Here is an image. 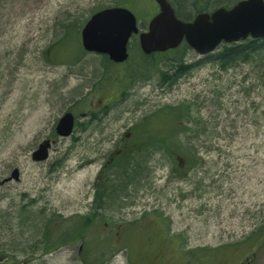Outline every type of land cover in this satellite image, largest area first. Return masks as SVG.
<instances>
[{"label":"rangeland","instance_id":"obj_1","mask_svg":"<svg viewBox=\"0 0 264 264\" xmlns=\"http://www.w3.org/2000/svg\"><path fill=\"white\" fill-rule=\"evenodd\" d=\"M169 1L180 15L194 16L193 0ZM236 1L209 0L208 11ZM114 5L130 9L141 30L158 11L154 0H0V261L3 253H14L12 264H23L24 256L45 247L40 236L49 218L60 226L77 224L96 209L99 226L90 235L102 242L96 256L109 255L103 264H169L159 257L162 249L155 256L130 245L156 219L183 248L213 249L211 264H264L262 59L221 67L179 46L167 55L181 57L190 68L170 85L156 68L139 77L144 57L137 35L130 39L128 59L115 65L77 50L70 35L63 38L79 26L80 43V29L92 13ZM62 48L73 55H62ZM165 57L158 67L172 74L169 64L176 62ZM125 73L133 80L122 84ZM181 102L190 112L176 139L192 152L191 164L182 156L171 163L154 149L138 155L139 167L129 177L115 168L99 174L127 131L139 132L142 118ZM65 111L74 113L76 124L72 135L60 137L55 127ZM168 128L166 119L152 125L155 133ZM42 141L49 153L37 162L31 152ZM13 168L19 180L2 182ZM111 249H117L113 255ZM66 251H57L53 262L48 256V262L68 263ZM92 259L90 264H102Z\"/></svg>","mask_w":264,"mask_h":264},{"label":"trees","instance_id":"obj_2","mask_svg":"<svg viewBox=\"0 0 264 264\" xmlns=\"http://www.w3.org/2000/svg\"><path fill=\"white\" fill-rule=\"evenodd\" d=\"M194 4H197L195 12H203L206 10L208 11V2L209 0H193ZM180 3V2H179ZM177 16H179L181 19H191L192 17H187L185 15H180L178 10H176ZM79 29V26L76 27L73 25L68 31L65 32L63 35V38H66L68 35H70L72 38L75 39L73 42L75 44V47L77 50L82 51V46L80 43H78L77 35L79 32H77ZM182 48H188L187 44L184 42L180 45ZM179 47V48H180ZM64 52H62V55L70 56L73 55L72 49L67 50L65 52L64 48H62ZM76 51V50H75ZM79 51V52H80ZM171 52L177 51L178 49H172ZM169 51L161 52V53H151L150 55H143V59L141 62H139V68L138 73H140V76L146 71L154 70L153 68L158 69L160 72V77L162 80V83L167 82L168 84L172 85L174 83V80L176 77H180L182 75H185L188 68H190V65H185L182 62V58L179 56H173L170 57L168 54ZM170 54V53H169ZM162 56H166L165 59L169 61H175V63H170L169 68L170 71L173 70V67H175V70L171 73L169 71L160 70L158 67V63L162 61ZM169 56V57H167ZM106 57V56H105ZM150 57L157 58L155 60H149ZM107 58V57H106ZM162 58V59H161ZM203 59H208L211 61H216L219 63L221 67H227L231 64L237 63V62H252L256 59H262L263 66H264V37L259 39L254 38H248L245 40H241L240 42H233L229 44H220L215 52L209 53L206 56H203ZM108 60V59H107ZM110 63L114 64L113 62L109 61ZM115 65V64H114ZM106 68V67H105ZM108 70V68H106ZM135 70L134 72H136ZM119 80H121L124 84L127 81L133 80V75L131 73H125V76L119 77ZM190 112V105L178 103L174 106L165 104L164 106L159 107L158 109L153 111V114L146 116L145 118H142V121L137 123V126L140 128L139 132L133 133L131 140L128 142L127 146L124 148H121L119 156L115 157L113 162H111L110 166L112 168H115L119 171L121 176L129 177L135 173L136 169L139 167L138 165V155L140 153L148 154L150 150H160L165 155L169 157V160H171V163L175 161V156L177 157H184V160L187 164H191L192 158H191V151H187L183 145H179V141L176 139V131H182L181 125L182 120L185 119ZM91 115V119L96 118V114L89 113V116ZM168 120L169 121V128L163 132V133H155L152 130L153 122L156 120ZM79 124V123H78ZM184 130H188L189 128L183 127ZM183 130V131H184ZM146 156V155H144ZM173 170L176 172L179 170V167H174ZM105 190L102 192H99L97 194L98 197L104 196ZM101 204V201L99 202ZM97 210L94 209L89 212V214L81 216V219H78L77 224H72L70 222L67 223L66 226H60L57 225V219L49 218L46 223L44 224V228L41 231V238L44 241L45 245L46 243L47 248L50 246H54L57 244L59 239L68 240L71 236L68 234L62 233L65 230H72V229H81L85 231V235L88 237V247H89V255L92 259L91 255H95L93 259L95 261L100 260L98 256H96L98 253V250H102L100 244L102 245L101 241H98L97 239L93 238L92 235H90L91 230L99 226V218L100 214H97ZM98 219V222H97ZM101 225V224H100ZM153 225V224H152ZM163 225L162 221H159V219H156V222L154 221V226L152 229H150L147 234H143V237H139L138 240H136L135 243L132 242V239L130 241V245L134 246L137 245V247L142 250L143 252L151 253L156 252V250L162 249L159 257L161 255H164V258L162 260H168L169 264H211L215 260V253H213V249L209 247H204L199 250L193 249L188 250L186 248H183L181 245L180 240L176 242L172 235L170 234L168 227L164 225V227H160ZM263 225V224H262ZM260 225L259 235L261 234L264 240V226L262 227ZM135 226V225H134ZM133 230V229H132ZM50 243V245H49ZM104 243V242H103ZM108 244L107 242H105ZM113 245V244H112ZM110 247V245L108 244ZM104 247V246H103ZM117 249H111L110 255H113V253ZM142 252V253H143ZM3 255H5L3 253ZM2 255V256H3ZM15 256L14 253L8 255L10 258ZM155 255V254H154ZM109 256V255H108ZM102 259L100 261L103 262L107 261L109 257ZM157 256V255H155ZM172 256V257H171ZM174 256V257H173ZM217 256V255H216ZM158 257V258H159ZM92 259V260H93Z\"/></svg>","mask_w":264,"mask_h":264},{"label":"water","instance_id":"obj_3","mask_svg":"<svg viewBox=\"0 0 264 264\" xmlns=\"http://www.w3.org/2000/svg\"><path fill=\"white\" fill-rule=\"evenodd\" d=\"M158 11L149 19L146 30L138 27V19L127 7L115 6L98 10L80 30V43L87 52L107 55L114 63L128 59L129 40L138 35L139 48L146 55L178 47L183 41L199 55L217 50L222 43L240 42L264 37V0H238L230 7L218 6L212 11L179 18L169 0H154ZM75 116L65 111L58 119L55 132L60 137L72 135ZM49 143L42 141L31 152L37 162L47 159ZM19 180V170L2 180Z\"/></svg>","mask_w":264,"mask_h":264},{"label":"flooded vegetation","instance_id":"obj_4","mask_svg":"<svg viewBox=\"0 0 264 264\" xmlns=\"http://www.w3.org/2000/svg\"><path fill=\"white\" fill-rule=\"evenodd\" d=\"M205 11H207V8ZM196 13L198 12H195L194 15ZM132 134H133L132 131L131 132L127 131V133L125 134L124 140L123 141L122 139L120 140L123 143L120 146L121 148H124L125 146H127L128 142L131 140ZM120 147L117 148L114 151V153L111 154L109 159L101 165L102 168L99 171L100 175H104V174L109 175L110 169H112V166H110V164L111 162H113L115 157L119 156L120 151H121ZM97 180H99V177H97ZM96 205H97V208L100 209L101 205L99 206V201H96ZM106 226L107 225H105V228ZM62 233L66 235L68 234L71 237L68 240L59 239L56 245L50 246L48 248H47L48 244L46 243L45 247H43L42 249H34L31 255L32 257L27 256V255L24 256L22 263L23 264H51L50 261L48 262V259L53 262L52 259L56 257L57 251L64 252L67 250L65 252L66 255L64 256V259H66L68 263H63V264H90V258H89L90 252H89V247L87 244V235H85V231L81 229H72V230H67L65 232L63 231ZM42 244L44 246V241H42ZM48 256L51 258L47 259ZM1 257L2 259L0 261V264H12L13 261L9 260L10 257L8 256V254H5Z\"/></svg>","mask_w":264,"mask_h":264}]
</instances>
